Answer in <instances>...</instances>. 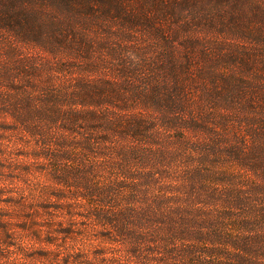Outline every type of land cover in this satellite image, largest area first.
Returning a JSON list of instances; mask_svg holds the SVG:
<instances>
[{
	"label": "trees",
	"instance_id": "16d2710c",
	"mask_svg": "<svg viewBox=\"0 0 264 264\" xmlns=\"http://www.w3.org/2000/svg\"><path fill=\"white\" fill-rule=\"evenodd\" d=\"M80 240L264 264V0H0V264Z\"/></svg>",
	"mask_w": 264,
	"mask_h": 264
},
{
	"label": "rangeland",
	"instance_id": "374dc122",
	"mask_svg": "<svg viewBox=\"0 0 264 264\" xmlns=\"http://www.w3.org/2000/svg\"><path fill=\"white\" fill-rule=\"evenodd\" d=\"M42 180H37L38 185L41 184ZM20 223V221H19ZM60 244V241L57 242ZM64 244V242H62ZM57 252H55L58 256V261H43V262H37L34 263L33 261H28L23 258H19L17 264H66L64 261H68V264H85L87 262L86 260H91L94 264H100V259L97 258V251L100 249L98 245L90 244L87 241L80 240L78 243L71 244L70 246H66L65 249L61 250V248L57 245L54 246ZM34 251H30L29 253H32ZM35 252H39L38 250H35ZM65 252V253H64ZM70 252V253H68ZM70 254V255H69ZM51 260H54L53 258ZM62 261L61 263H58L59 261ZM77 260V262H76Z\"/></svg>",
	"mask_w": 264,
	"mask_h": 264
}]
</instances>
